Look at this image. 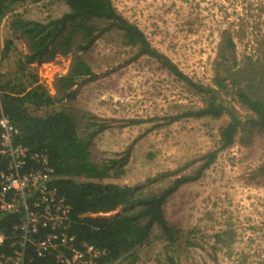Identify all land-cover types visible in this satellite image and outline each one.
Returning a JSON list of instances; mask_svg holds the SVG:
<instances>
[{
  "label": "rangeland",
  "instance_id": "1",
  "mask_svg": "<svg viewBox=\"0 0 264 264\" xmlns=\"http://www.w3.org/2000/svg\"><path fill=\"white\" fill-rule=\"evenodd\" d=\"M112 2L154 49L194 83L214 86L218 75L226 79L223 100L236 106L244 123L248 120L251 114L237 103L230 78L244 79L241 86H246L252 66L261 63L264 0ZM68 12L64 0H40L16 7L0 24V86L30 89L37 77V84L52 97L61 95L57 84L69 74L74 53L58 54L50 62L23 70L29 41L12 29V23L22 18L48 24ZM98 24L96 41L80 56L94 75L78 82L72 90L74 99L30 110L40 118L63 110L73 115L80 137L90 141L99 165L129 154L123 173L101 184L140 186L145 194H159L181 176L195 174L202 166L198 161L218 148L220 128L228 124L229 116L170 123L171 118L202 107V95L156 59L138 57V48L127 46L123 32ZM229 38L235 48L220 66L221 45ZM7 43L12 45L10 51ZM236 72L240 74L235 76ZM238 136L198 182L182 186L168 199L165 216L174 228V242L155 227L149 242L138 249V264H167L169 256L180 264H264V174L259 173L264 164V132L253 134L251 141L243 133ZM242 136L247 141L241 143Z\"/></svg>",
  "mask_w": 264,
  "mask_h": 264
},
{
  "label": "trees",
  "instance_id": "2",
  "mask_svg": "<svg viewBox=\"0 0 264 264\" xmlns=\"http://www.w3.org/2000/svg\"><path fill=\"white\" fill-rule=\"evenodd\" d=\"M38 1L40 0H0V24L16 7ZM64 3L69 12L48 24L22 18L12 23V29L29 41V54L21 61L23 70L32 64L50 62L58 54L74 53L69 74L60 78L57 84L61 95L52 97L45 87L37 84V77L30 89L23 85L20 91H15L10 84H4L0 86V115L3 113L19 129V144L29 148L33 154L47 157L58 178L54 186L73 208L72 232L77 235L79 242L94 245L104 252L97 264H138V249L149 242L155 227L162 230L167 241L174 242V228L169 225L165 216L168 199L182 186L198 182L216 162L220 153L237 143L239 134H245L251 141L253 134L264 132V56L260 59L261 63L257 62V68L252 66L246 86H241L244 79L238 81L234 76L230 78L232 85L236 87L237 103L251 114L244 123L236 106L227 104L221 96V92L227 89L226 79L218 75L214 86L194 83L169 58L154 49L136 25L129 23L117 12L112 0H64ZM98 23L123 32L127 46L138 48V57L156 59L163 69L202 95V107L171 118L170 123L185 118L201 120L229 116L228 124L220 128L218 148L198 161L202 166L195 174L181 176L159 194H145L144 188L140 186L101 184L102 181L118 178L123 173L129 154L121 160H110L99 165L92 157L90 141L80 137L73 115L63 110L40 118L33 116L30 110L49 109L65 98L74 99L73 88L81 80L94 75L91 67L80 56L88 52L96 41L101 30ZM221 46L220 66L227 60L228 51L235 48L230 38ZM10 49L12 45L7 43V51ZM238 74L240 72H236L235 76ZM246 138L242 136L240 142L247 141ZM190 165L192 164L185 168ZM259 173L264 174V164ZM168 176L174 175H162L161 178ZM8 225L7 223L6 226ZM33 264L56 263L53 258H48L36 259ZM167 264L180 263L169 256Z\"/></svg>",
  "mask_w": 264,
  "mask_h": 264
},
{
  "label": "built area",
  "instance_id": "3",
  "mask_svg": "<svg viewBox=\"0 0 264 264\" xmlns=\"http://www.w3.org/2000/svg\"><path fill=\"white\" fill-rule=\"evenodd\" d=\"M20 135L2 113L0 264H33L48 258L56 264H97L104 252L78 241L72 232L73 208L54 186V169L47 157L19 144Z\"/></svg>",
  "mask_w": 264,
  "mask_h": 264
}]
</instances>
